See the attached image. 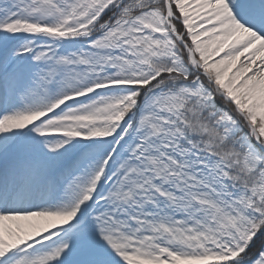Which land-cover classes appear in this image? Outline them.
I'll return each instance as SVG.
<instances>
[{"label": "snow or ice", "instance_id": "obj_1", "mask_svg": "<svg viewBox=\"0 0 264 264\" xmlns=\"http://www.w3.org/2000/svg\"><path fill=\"white\" fill-rule=\"evenodd\" d=\"M0 264H264V0H0Z\"/></svg>", "mask_w": 264, "mask_h": 264}]
</instances>
